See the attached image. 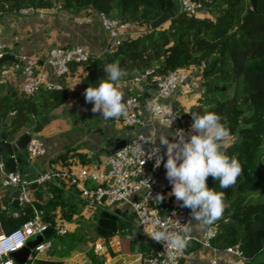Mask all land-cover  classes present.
Wrapping results in <instances>:
<instances>
[{"label":"trees","instance_id":"1","mask_svg":"<svg viewBox=\"0 0 264 264\" xmlns=\"http://www.w3.org/2000/svg\"><path fill=\"white\" fill-rule=\"evenodd\" d=\"M194 1L201 4L211 18L189 16L181 10L179 0H0V12L60 8L79 14L92 10L113 21L147 27L144 35L125 39L114 53L93 57L84 64L88 71L82 83L84 93L87 87L95 86L105 77L104 66L116 61L127 73L122 83H131L147 71H153L155 77H164L181 68L201 69L203 93L198 105L190 111L191 119V113L202 115L211 111L221 115L224 118L221 123L229 131L222 148L242 164V173L232 187L221 189L219 181L211 176L207 179L209 187L224 193L226 205L222 216L211 224L216 230L211 243L219 251L238 248L244 264H264V0H258L257 11L252 9L250 0ZM176 7L179 10L167 27L150 29L152 22ZM6 64L12 65L11 62ZM77 66L72 65V69ZM230 91L233 95H229ZM14 93L12 87L0 84V142H17L69 101L66 90L43 89L29 98H17ZM219 94H224L225 98H220ZM25 150L17 153L22 164L26 162ZM70 152L54 162L68 161ZM37 194L39 199L50 195L46 203L36 201L25 205L18 216L0 206V224L5 234L33 220L35 209L43 211L45 221L55 225L58 208L63 210L62 217L66 221H72L84 206L81 198L66 197L63 189L53 185ZM176 207L191 211L180 204ZM79 224L78 233L61 240L67 248L66 255L88 243L87 233L81 232L85 223ZM123 229L130 227L124 225ZM94 233L97 235L96 230ZM57 238L54 232L49 240ZM139 246L144 254L156 250L145 237Z\"/></svg>","mask_w":264,"mask_h":264},{"label":"built area","instance_id":"2","mask_svg":"<svg viewBox=\"0 0 264 264\" xmlns=\"http://www.w3.org/2000/svg\"><path fill=\"white\" fill-rule=\"evenodd\" d=\"M180 8L189 16L201 17L204 13L203 6L194 0H179ZM40 10L34 8L23 9L19 12L22 16L38 14ZM103 28L109 33L113 40L110 46V52L114 53L122 44L123 36L126 30H129L130 24H123L119 21H113L105 15L100 14ZM151 29V28H150ZM6 55L15 57L11 69L19 73L24 84L22 88L23 96L29 98L37 95L41 90L62 91L64 86L59 83L51 82L46 74L41 70L38 63L34 60L26 59L14 53L12 44L6 43L1 36L0 28V58ZM94 56L86 49L75 47L72 49L58 48L49 52L47 63L51 66L59 80L65 79L71 74L72 65L87 64ZM2 73H7L10 67L7 64L1 66ZM201 69L181 68L169 73L164 77H155L153 71H147L131 83L135 85H154L156 92L145 96L144 93L132 95L125 100L127 114L126 116L116 117V121L123 122L126 126L137 127L143 124V118L146 112H149L154 118L159 119L164 125L175 132L183 130L187 135L191 131L190 113H186L176 108L174 104L163 103V100L171 99L178 91L186 94H192L202 88ZM151 109V110H149ZM35 135L25 150V159L32 166L36 160L46 155V147L41 137ZM16 142H12L15 144ZM155 144V145H154ZM137 145H142L145 151L144 155H137L134 149ZM153 146H159L151 136H139L127 142L124 148L115 151L106 157L101 166H82L78 162L71 168L62 170L50 168L41 173L35 180L27 181L24 173L17 171L11 173L6 169V162L2 155L0 158V206L4 211L11 210V195L15 190H21L20 212L25 205H33L34 190L32 186L36 184L38 188L53 185L60 189L75 190L84 202V216L92 218L96 210L108 211L116 206L128 208L136 215L138 226L145 238L153 243L156 250L148 254L143 259L142 264H180L183 258L184 250L188 244L194 240L190 234V227L193 222L191 211L176 207L169 201H162L159 205L155 200L157 194H161L160 189L156 188L157 180L160 178L164 166L154 167L155 159H146L148 152ZM165 150L161 148L163 155ZM15 158L17 154H15ZM166 161V156L164 157ZM167 207V208H165ZM34 219L25 223L22 227L7 235L3 232L0 224V264H16L11 255L23 250L27 242L36 236H43L44 233L52 230L58 236L68 234V229L64 222L59 218L55 225L45 221L43 211L34 210ZM155 214V215H154ZM18 216V215H14ZM156 217L168 221L169 229L173 232L179 231L183 234V229H189L188 244L183 251H177L169 247L166 243L161 244L153 241L147 233L153 228L152 221ZM120 232V231H119ZM119 235V233L117 234ZM117 235L109 239H99L94 242L92 247L96 254H102L108 246H120ZM216 236L215 228L211 227L198 242L207 247L212 246V239ZM139 240V237L135 238ZM49 241H44L35 248V253L44 252L51 248ZM227 255H232L237 259L244 261L242 252L238 248H228ZM35 256L32 252L26 264H36ZM209 264H221L213 259Z\"/></svg>","mask_w":264,"mask_h":264},{"label":"crops","instance_id":"3","mask_svg":"<svg viewBox=\"0 0 264 264\" xmlns=\"http://www.w3.org/2000/svg\"><path fill=\"white\" fill-rule=\"evenodd\" d=\"M209 16L207 13H204ZM203 15V14H202ZM202 18V17H201ZM167 26V25H166ZM165 26V27H166ZM0 28L2 39L12 44L14 53L26 59L34 60L38 63L41 70L46 74L49 81L62 84L69 94V101L52 113L50 123L40 133L46 147V155L36 160L33 165V172L27 169L18 171L24 173L27 181L35 180L41 173L50 168L67 170L76 162L82 166H101L107 154L101 151L116 140H125L131 142L139 136H151L155 142L166 151L165 146L159 144L157 139L160 132L172 133V130L164 125L159 119L154 118L149 112H146L143 118V124L137 127L126 126L123 122H117L115 118L105 120L102 115L91 111L92 104L85 101L83 79L88 75L86 66L79 65L71 70L70 76L59 80L54 69L47 63V57L51 50L58 48L72 49L81 47L88 50L94 57H104L110 52V46L113 43L109 33L103 28L100 15L95 11L89 10L79 14H73L60 8L49 10H40L38 14L22 16L19 13L0 12ZM148 31L147 27L132 26L126 30L121 37L124 41L127 38L136 39ZM14 63V62H12ZM7 73L0 70V84L10 86L15 90L14 97L23 96L22 88L24 84L23 77L11 69ZM2 68V67H1ZM123 95L125 100L138 93H144L145 96L154 94L156 87L154 85H135L133 83H122ZM203 90L195 91L192 94H186L178 91L171 99L163 100V103H172L176 108L183 112L190 113L191 109L198 105L202 97ZM72 118V119H71ZM32 133V132H29ZM173 137L169 135L171 140ZM71 151L68 161H56L60 155ZM167 159V157H166ZM1 185V184H0ZM171 184L166 178V169L164 168L160 178L157 180L156 188L160 189L164 196V201H169L172 205H179L176 198L171 193ZM48 190L47 187H40L34 190V202L46 203L49 195L42 199L38 198L39 190ZM66 197L80 198L75 190H64ZM120 210L123 213L128 212L126 217H119L120 232L117 239L120 246H108L102 254H96L92 247L94 235L87 233L88 242L84 246L76 248L69 255L67 248L62 244L67 235L78 233L80 222L83 224L93 222L96 226V218L100 214H95L92 218H85L84 209L79 215H75L72 221H66L62 215L63 210L58 208L55 215V223L61 218L68 229V234L58 236L56 240L46 239L52 246L44 252L34 253L35 263L44 264V262H61L62 264H142L144 257L148 254L140 250V240L145 237L138 226L136 215L128 208L116 206L108 209L109 212ZM121 222L130 224V229L125 231L121 227ZM212 225L205 224L203 221L193 222L190 227V234L194 238L184 250L183 258L180 264H209L213 259L221 264H244V261L237 259L232 255H227L225 251H219L215 248H207L198 241L202 239ZM133 233L135 235H133ZM53 234V233H52ZM96 242L101 239L98 234ZM139 237V240L135 238ZM31 252V253H32Z\"/></svg>","mask_w":264,"mask_h":264},{"label":"clouds","instance_id":"4","mask_svg":"<svg viewBox=\"0 0 264 264\" xmlns=\"http://www.w3.org/2000/svg\"><path fill=\"white\" fill-rule=\"evenodd\" d=\"M103 70L105 77L95 86L86 88L85 101L92 104L93 113L102 115L105 120L126 116L127 108L122 91L124 86L121 80L127 73L121 68L119 61L106 64ZM191 115L193 122L187 135L183 130L170 134L160 132L157 139L161 146L166 147V151L162 155L161 147L153 146L146 159L154 158L156 168L163 162L166 178L172 186L169 195L174 196L181 207L191 210L197 224L203 221L210 225L222 216L226 205L224 193L208 186V177L219 181L221 189H227L237 182L242 173V164L237 158L226 154L222 148L229 131L221 123L224 119L221 115L211 111L202 115ZM169 135L173 137L171 140ZM134 152L137 155L145 154L142 145H137ZM163 199L161 194L155 197L158 205ZM152 225L153 228L147 235L153 241L166 243L177 251H183L187 246L188 228L183 229V234L179 231L173 232L169 229L168 221L159 217L153 219Z\"/></svg>","mask_w":264,"mask_h":264},{"label":"water","instance_id":"5","mask_svg":"<svg viewBox=\"0 0 264 264\" xmlns=\"http://www.w3.org/2000/svg\"><path fill=\"white\" fill-rule=\"evenodd\" d=\"M251 6L254 11H257L258 0H250ZM178 7L174 9L173 12L162 14L161 17L150 24L151 30H159L162 27H165L167 24L171 22L176 16L178 12ZM15 62V57L12 55H6L3 58H0V66L9 63ZM208 65V62L205 63V67ZM217 91L220 88H216ZM225 90V89H223ZM50 123V119H46L42 122L39 126H37L32 133H26L15 143L12 144L8 141L0 142V158L1 155L5 152L8 154V159L6 161V169L11 173H16L18 171V165H21L23 161L19 158H15V154L19 151L25 149L29 142L31 141L32 137L38 135L43 131V129ZM125 140H116L113 144L106 146L101 153L110 155L113 154L115 151L124 148L126 145ZM38 186L34 184L32 186V190H38ZM20 195L21 190H15L11 195V214L12 215H19L20 213ZM128 212L123 213L120 210L116 212H109L103 211L98 218L95 219L97 222V234L102 239H109L114 237L119 233L120 224H119V217H126ZM52 235V230L44 233L43 236H36L31 238V241L38 246L39 244L43 243L46 239H49ZM32 250L29 247H25L23 250L15 252L11 255L12 259L18 264H26L29 256L31 255Z\"/></svg>","mask_w":264,"mask_h":264},{"label":"rangeland","instance_id":"6","mask_svg":"<svg viewBox=\"0 0 264 264\" xmlns=\"http://www.w3.org/2000/svg\"><path fill=\"white\" fill-rule=\"evenodd\" d=\"M205 13V12H204ZM203 13V15L201 14V17H202V19H209V18H211V16H206L205 14ZM200 17V18H201ZM167 27V26H166ZM0 70H1V67H0ZM229 95H233V91H230L229 92ZM219 96H220V98H225V95L224 94H219ZM72 119V118H71ZM24 156H25V151H24ZM2 157H3V159H4V161L6 162L7 161V159H8V154L7 153H3L2 154ZM25 161H26V159H25ZM36 163V162H35ZM34 163V164H35ZM33 164V165H34ZM33 165L32 166H30L28 163H27V161L24 163V164H21L19 167V169H20V171H27V169H29V171L30 172H33ZM91 166V165H90ZM26 173H28V171L26 172ZM1 180H2V178H1ZM85 208V206H83L82 207V209H84ZM96 214H100L101 212H102V210H99V209H97L96 211ZM85 218H87V215L85 216ZM88 219V218H87ZM92 223L93 222H87L86 224H84V225H82L83 226V228L81 229V232L83 233V234H86V233H90L91 234V236L92 235H94V238H91V241H93V243L94 242H96V236H95V233H94V231H95V229H96V226L95 225H92ZM124 225L125 224H123V222H121V227H124ZM126 227H129L130 226V224H127V225H125ZM88 242H90V239H89V241ZM27 247H29L32 251H35V248H36V244H34L32 241H31V239L27 242V245H26ZM85 248L87 247V245L86 246H84Z\"/></svg>","mask_w":264,"mask_h":264}]
</instances>
